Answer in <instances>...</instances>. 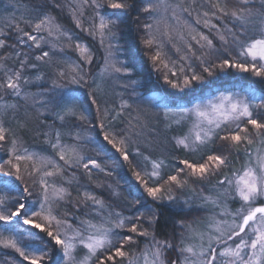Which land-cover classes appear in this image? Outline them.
<instances>
[{
    "label": "snow or ice",
    "instance_id": "obj_1",
    "mask_svg": "<svg viewBox=\"0 0 264 264\" xmlns=\"http://www.w3.org/2000/svg\"><path fill=\"white\" fill-rule=\"evenodd\" d=\"M128 18L171 91L136 90ZM231 69L264 84V0H8L0 264H264V91L228 89ZM165 207L188 211L162 234Z\"/></svg>",
    "mask_w": 264,
    "mask_h": 264
},
{
    "label": "trees",
    "instance_id": "obj_2",
    "mask_svg": "<svg viewBox=\"0 0 264 264\" xmlns=\"http://www.w3.org/2000/svg\"><path fill=\"white\" fill-rule=\"evenodd\" d=\"M7 2L8 0H0V12H2L3 5L6 4ZM23 2H27V0H23ZM17 15H19V12H17ZM134 15L135 13H133V16ZM61 22L66 27L72 26L71 21L66 16L61 18ZM139 37H140V33L136 31V25L132 22L131 18H128V21L124 25L122 32L120 34V43L121 45H123L125 49H127L130 45L133 44L136 47V53H135L136 70L133 76V79L139 81V84L136 86V90L144 96L160 94L164 91H171L170 89L167 88L166 85L163 84V81L159 79L160 73L152 69L151 62L143 53L142 46L139 43ZM84 42L92 44L94 57H95L92 70L94 72H98L99 68L103 65L104 52L102 49H100L98 42H92L90 39H87ZM70 55H73V58H75V54L70 53ZM126 55L127 53H125V56ZM216 79L218 81H221L223 85L230 90L245 88L248 87L249 84H251L252 87L256 88L257 91H259V93L261 91H264V84L259 83L257 78L251 77L245 73H239L235 69H231L228 72L220 73L219 77H217ZM109 83L113 84V81H109ZM70 87L77 88L76 85H70ZM115 87L117 92L123 91L119 87V84H115ZM220 90L223 91L224 88H220ZM131 91H132L131 87L127 89L128 94H130ZM83 92H86V89L81 88L79 89L78 94ZM125 98H127V95ZM112 99L116 100L118 103L117 97L113 96ZM174 134L175 133H169V135H174ZM26 139L28 138L26 137ZM28 142L32 143L31 139H28ZM156 154L159 155L160 154L159 151ZM164 155L168 157L167 162H169L170 165H176L180 167H183V165H179V160L185 158L190 160L196 159V157H193L191 154H186L180 151L173 152L171 149V145H169V151L165 152ZM6 158H7L6 155L3 152H0V159H6ZM100 178L103 179V176L101 175ZM12 179H14V177ZM110 180L112 181L119 180L121 185H123L125 188H127L129 184L135 182L134 177L132 176L131 172L127 170L126 167L118 170L115 176L110 178ZM187 211H188L187 209H181L179 207L163 208L160 222L158 225L159 232L162 234H167L168 232L172 231L173 229L172 220L180 219L183 213ZM200 214L201 212H192L189 213L185 218L191 220L194 216H199V217L202 216Z\"/></svg>",
    "mask_w": 264,
    "mask_h": 264
},
{
    "label": "rangeland",
    "instance_id": "obj_3",
    "mask_svg": "<svg viewBox=\"0 0 264 264\" xmlns=\"http://www.w3.org/2000/svg\"><path fill=\"white\" fill-rule=\"evenodd\" d=\"M256 89V88H255ZM257 90V89H256ZM257 94H259V91H257ZM237 166H239V163L237 164ZM236 206H238V205H236ZM200 215H202V216H200V217H203V216H205L206 215V213L205 212H201V214Z\"/></svg>",
    "mask_w": 264,
    "mask_h": 264
}]
</instances>
